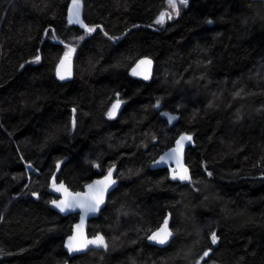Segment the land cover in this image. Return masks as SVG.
<instances>
[{
  "label": "trees",
  "instance_id": "obj_1",
  "mask_svg": "<svg viewBox=\"0 0 264 264\" xmlns=\"http://www.w3.org/2000/svg\"><path fill=\"white\" fill-rule=\"evenodd\" d=\"M71 1L0 0V264H264V0H189L161 28L167 0H79L90 33L67 20ZM142 55L149 82L127 75ZM183 133L194 145L178 181L151 163ZM111 166L118 186L88 223L107 248L69 256L77 214L53 210L48 187L80 190ZM165 219L173 237L158 247L148 237Z\"/></svg>",
  "mask_w": 264,
  "mask_h": 264
},
{
  "label": "water",
  "instance_id": "obj_2",
  "mask_svg": "<svg viewBox=\"0 0 264 264\" xmlns=\"http://www.w3.org/2000/svg\"><path fill=\"white\" fill-rule=\"evenodd\" d=\"M79 4H80V2H79ZM73 6H74V0H72L70 2L69 7H68V11H67L68 20L70 19L71 10L73 9ZM80 19L82 21L81 4H80ZM72 24H79V23H72ZM82 24L86 25V24L83 23V21H82ZM126 33H124V35ZM45 37H46V32L43 35L42 41H44ZM120 38H122V36ZM82 41H83V39L80 40L76 45H68L69 48L72 51H71L70 56L68 57L67 60H65V55L62 56L58 60L56 66H55V75L56 76H57V67H58V65H60L62 60H65V70L66 71H70V73H71L70 75H67L65 79L71 78L73 76L74 57H75V55H76V53L78 51V48L81 45ZM38 51H40V48L38 49ZM142 61H151V63L150 64L141 63ZM134 71H135L136 74H133ZM153 74H154V60L150 56H142V57H140L128 69V76L129 77L135 78V79H138V80H142L144 82H149L152 79ZM145 76H147L148 78L145 79ZM118 101H119L120 106L116 110V115L114 117H112V118H116L118 116L120 110L123 107V104H122V102L120 100H115L112 103L108 113L112 110L113 104L117 103ZM160 107H161V104L157 103L156 104V108L160 109ZM160 117L162 119H166L168 127H171L174 123H176L178 121L179 115L177 113H175V112H171L169 110L164 109V110L161 111ZM169 117H172L173 119L169 120ZM181 136H190L191 140L190 141H184L183 142V147L182 148H178L177 141L180 139ZM193 145H194V141H193L192 135H189V134L180 135L179 137L176 138V140L174 141L172 146H170L169 148H167L166 150L161 152L157 156V158L152 161L151 168H164V167L171 168L172 179H173V175H177V178L173 179V180L185 181V180H180L178 178V176L181 175V174H184V169L185 168L188 171V168H187L186 163H185V152H186V149L189 146H193ZM173 150H176V151L173 152ZM162 157L164 158V161L160 162ZM110 168L113 169L112 179L115 181V184H113L111 187L108 188L107 191H105L103 193V203H101L99 205V208H98V210L95 213H88V214L85 215V213L79 207L74 208V209H69V210L64 211V212H61L60 209L58 207H56V205L53 203L54 201L59 203L61 201H65V200H68V201H81V200L90 198L91 196H94V195L98 196L99 193L96 192L95 187L93 189H89V185H94V182L104 180V177L108 175V170ZM110 168L104 173V175H102L100 177H97V178L89 181L88 183H86L81 190H77V191L71 190V188L64 181H60V182L53 181L48 187V191L50 193L54 194L57 197L56 199L51 200L49 202V206L53 210L57 211L59 214H61L63 216H66L68 214H77V220L73 223L72 231H71V233L69 235H67L65 237L64 242H63L64 249L69 254V256H74V255H77V254L85 253L89 249H106L107 248V241H106V239H105V237H104V235L102 233H98V234H95L93 236H90L88 234V223H89L90 219L98 217V215L100 214L101 210L106 205L108 195L113 191L112 190L113 188H116L118 186V180L116 178V173H117L116 166H111ZM58 188L60 189L59 191H57ZM77 194H79V195H77ZM82 216L84 217L83 218V222L81 220ZM163 225H164V222L161 223V225L158 226L155 230H153L150 235H152L154 232H156ZM167 228H168L169 231L172 232V229L170 227L169 222L167 224ZM97 236H102L104 238V245L97 246V245H91L90 244L85 249H83L81 251L69 252V250H68L69 237H75L76 238L75 240L72 241V244L75 247L79 243H83V242H85L87 240H92V239L96 238ZM172 237L170 238L169 242L171 241ZM149 242L154 244V245H156V246H158V247H164V246L169 244V242H168L166 244L161 245V244H157L154 241H150V240H149ZM207 253L209 255L211 253V249H208Z\"/></svg>",
  "mask_w": 264,
  "mask_h": 264
},
{
  "label": "snow or ice",
  "instance_id": "obj_3",
  "mask_svg": "<svg viewBox=\"0 0 264 264\" xmlns=\"http://www.w3.org/2000/svg\"><path fill=\"white\" fill-rule=\"evenodd\" d=\"M169 7L172 9L173 12H175L177 15L179 14V5H184L186 6L188 3V0H167ZM172 15L169 14L168 12H161L160 15L157 17V19L155 20L156 24H160L163 25L165 23V20L168 19H172ZM69 23H79L81 24L82 27H84L86 29L87 32H92L95 29L93 28H88L86 25L82 24V21L80 19V4H79V0H74V6L73 9L71 10V15H70V19H69ZM71 49L69 50L68 53L65 54V60L68 59V57L70 56L71 53ZM39 60V57H36V61ZM65 60H62L60 65H58L57 67V76L59 77V79L63 80L66 78L67 75H70V71H66L65 70ZM141 63H148L150 64L151 61H142ZM133 74H136L135 71L133 72ZM148 77L145 76V79H147ZM239 95V93H238ZM120 104L119 101L115 104H113L112 106V110L108 113L109 118H112L116 115V110L119 108ZM173 119L172 117H169V120ZM75 124V122H73ZM191 137L190 136H181L180 139L177 141V145L178 148H182L183 147V142L184 141H190ZM176 150H173V152H175ZM164 158H161L160 162H163ZM112 173H113V169L110 168L108 170V175L104 177V180L102 181H96L94 182V185H89V189H93L95 187L96 192L99 193L98 196H91L90 198L81 200V201H61L59 203L57 202H53L56 207H58L60 209L61 212L67 211L69 209H74V208H81L82 211L86 214L88 213H95L98 208L99 205L101 203H103V193L105 191L108 190L109 187H111L113 184H115V181L112 179ZM177 175H173V179H176ZM178 178L180 180H189L190 177L187 175V169H184V174H181L178 176ZM60 189L58 188L57 191H59ZM79 195V194H77ZM83 216L81 217V220L83 222ZM167 224L168 221L167 219H165L164 221V225L159 228L156 232H154L152 235H150L148 237V239L150 241H154L157 244H166L169 242L170 238L173 236V233L171 231L168 230L167 228ZM79 227V226H78ZM75 237H69V244H68V250L69 252H73V251H81L83 249H85L88 245H97V246H101L104 245V238L102 236H97L96 238L92 239V240H87L83 243H79L77 246H73L72 241L75 240ZM212 243L215 244L217 242V236L215 233L212 234ZM208 253L205 252L204 256H207ZM197 264H199V262H197Z\"/></svg>",
  "mask_w": 264,
  "mask_h": 264
},
{
  "label": "rangeland",
  "instance_id": "obj_4",
  "mask_svg": "<svg viewBox=\"0 0 264 264\" xmlns=\"http://www.w3.org/2000/svg\"><path fill=\"white\" fill-rule=\"evenodd\" d=\"M189 1V0H188ZM178 7H179V12L183 9V7H184V5H179L178 4ZM166 12H168L169 14H171L172 15V17H174V16H176L177 14L175 13V12H173L172 11V9L169 7V5L166 7V10H165ZM165 11H163V12H165ZM160 15V14H159ZM158 15V16H159ZM170 20H168V19H166L165 20V23L163 24V25H160V24H155L158 28H161V27H163L166 23H168ZM66 39H68V40H70V41H73L71 38H66ZM0 52H1V44H0ZM114 99H118V100H120V101H122L123 103H124V100L123 99H121L120 98V96L119 95H116L115 97H114ZM160 113H161V111H160ZM160 113L158 114L159 115V117H160ZM109 117V116H108ZM161 118V117H160ZM162 119V118H161ZM164 121H165V123H167V120L166 119H163ZM71 123L73 124V121H71ZM175 124V123H174ZM173 124V125H174ZM173 125L171 126V127H173ZM168 127V126H167ZM183 134H186V133H183ZM187 134H189V133H187ZM189 135H191V134H189ZM174 140H176V138L174 139ZM29 167H31V164L30 163H27V162H25L24 163V168H25V170H26V172L28 173L29 172V174H27V176L29 177V182H31V180H32V177H34L33 175H32V173H30V172H34L35 171V169L33 168L32 170H29V171H27V168H29ZM169 171H170V175H171V168H169ZM116 175H117V173H116ZM187 175H188V171H187ZM172 176V175H171ZM54 179V178H53ZM201 227H203L204 228V225H202ZM197 262H199V264H203V262H202V257L200 256L198 259H196V261H195V263L194 264H197Z\"/></svg>",
  "mask_w": 264,
  "mask_h": 264
},
{
  "label": "bare ground",
  "instance_id": "obj_5",
  "mask_svg": "<svg viewBox=\"0 0 264 264\" xmlns=\"http://www.w3.org/2000/svg\"><path fill=\"white\" fill-rule=\"evenodd\" d=\"M68 7H69V5L67 6V9H66L67 20H68V15H67ZM68 21H69V20H68ZM147 26H149V27L152 28V29L154 28L153 25H147ZM120 37H121V36H120ZM120 37H119V38H120ZM119 38H117V39L119 40ZM110 39H113V38H110ZM120 39H121V38H120ZM112 41L115 42L114 40H112ZM142 56H146V55H142ZM142 56H140V57H142ZM140 57H138L137 59H139ZM137 59H136V60H137ZM136 60H135V61H136ZM135 61H134V62H135ZM134 62H133V63H134ZM133 63H132V64H133ZM132 64H131V65H132ZM131 65H130V66H131ZM128 69H129V68H128ZM127 75H128V71H127ZM55 76H56V75H55ZM56 78H57L59 81L61 80V79H59V77H57V76H56ZM112 103H113V100H112V102L110 103V105H109V107H108V109H107V112H106V115H107V116H108V111H109V109H110ZM72 121H74V120L72 119ZM108 169H109V168H108ZM108 169H107V170H108ZM107 170H106V171H107ZM103 175H104V174H103ZM101 176H102V175H101ZM99 177H100V176H99ZM116 178H117V177H116ZM117 180H118V178H117ZM113 189H114V188H113ZM113 189H112V190H113ZM71 190H72V189H71ZM73 191H74V190H73ZM76 191H77V190H76ZM48 192H49V191H48ZM49 193H50V192H49ZM50 194H52V193H50ZM52 195L54 196V198H52L51 200H54V199L57 198L54 194H52ZM51 200H50V201H51ZM60 215H61V214H60ZM68 215H69V214H68ZM71 231H72V230H71ZM88 234H89V233H88ZM68 235H69V234H68ZM64 239H65V238H64ZM63 242H64V240H63ZM63 247H64V246H63ZM191 264H194V263H191Z\"/></svg>",
  "mask_w": 264,
  "mask_h": 264
},
{
  "label": "flooded vegetation",
  "instance_id": "obj_6",
  "mask_svg": "<svg viewBox=\"0 0 264 264\" xmlns=\"http://www.w3.org/2000/svg\"><path fill=\"white\" fill-rule=\"evenodd\" d=\"M74 70V69H73ZM73 73H74V71H73ZM73 77V76H72ZM71 77V78H72ZM71 78H68V79H63V80H60V81H62V82H64V81H66V80H69V79H71ZM115 100H118V99H115ZM115 100H113V102L115 101ZM122 102V101H121ZM122 104L124 105V103L122 102ZM112 119H114V118H112ZM165 168V167H164ZM166 168H168V167H166ZM169 169V168H168ZM103 175V174H102ZM81 190V189H80Z\"/></svg>",
  "mask_w": 264,
  "mask_h": 264
},
{
  "label": "built area",
  "instance_id": "obj_7",
  "mask_svg": "<svg viewBox=\"0 0 264 264\" xmlns=\"http://www.w3.org/2000/svg\"><path fill=\"white\" fill-rule=\"evenodd\" d=\"M27 169H31V167L27 168Z\"/></svg>",
  "mask_w": 264,
  "mask_h": 264
}]
</instances>
